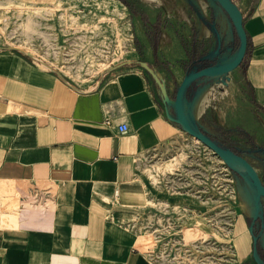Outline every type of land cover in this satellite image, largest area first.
Listing matches in <instances>:
<instances>
[{"label": "crops", "instance_id": "crops-1", "mask_svg": "<svg viewBox=\"0 0 264 264\" xmlns=\"http://www.w3.org/2000/svg\"><path fill=\"white\" fill-rule=\"evenodd\" d=\"M232 1L248 37L232 86L264 117V0ZM8 48L0 46V264H159L165 241L152 253L131 222L147 201L194 208L192 175L149 168L179 135L142 70L122 64L72 85ZM255 141L264 149L258 133Z\"/></svg>", "mask_w": 264, "mask_h": 264}, {"label": "rangeland", "instance_id": "rangeland-1", "mask_svg": "<svg viewBox=\"0 0 264 264\" xmlns=\"http://www.w3.org/2000/svg\"><path fill=\"white\" fill-rule=\"evenodd\" d=\"M137 1L151 20L159 14L161 23L167 24L159 37L148 35L149 27L142 20H132L120 0H53L45 5L0 0V46H21L19 49L34 54L72 85L90 84L122 64L139 68L161 103L155 80L139 64L143 62L162 80L173 99L189 56L197 50L194 45L209 40L212 34L187 0ZM190 1L209 19L206 0ZM235 1L242 4L246 0ZM214 17L226 44L237 38L235 30L229 33L220 13ZM236 49L231 51L227 46L218 61L230 60ZM199 90L202 92L196 100L199 98L201 103L194 116L203 131L244 156L264 177V153L256 151L262 144L255 141L257 133L264 139L262 112L248 110L233 86L224 90L221 83L201 79L194 83L188 97ZM236 128L252 140V145L240 144ZM178 135L175 145L152 156V167H148L174 172V168L186 166L192 175L186 193L194 208L147 201L131 222L143 234L140 240L150 246L152 253L154 242H167L155 254L159 264H253L249 228L250 217L255 216L256 191L252 190L247 199L250 214L240 208V197L219 157L179 128ZM181 191L170 193L181 197L185 194ZM256 217L260 218L252 230L264 250L262 200Z\"/></svg>", "mask_w": 264, "mask_h": 264}, {"label": "water", "instance_id": "water-1", "mask_svg": "<svg viewBox=\"0 0 264 264\" xmlns=\"http://www.w3.org/2000/svg\"><path fill=\"white\" fill-rule=\"evenodd\" d=\"M208 7L213 10L214 15L220 13L227 21L229 33L232 28L236 32L238 47L232 57L228 61L219 62L216 65L204 68L199 71L187 72L180 84L177 86L173 99H170L168 92L160 78L156 76L150 68H147L143 62L139 64L146 69V71L155 80L157 88L161 95V102L165 108L166 117L170 122L175 124L181 131L201 142L204 146L214 152L219 159L224 163L227 168L236 192L240 198L250 199V192L256 190L260 198L264 202V177L258 169L248 161L244 156L240 155L231 148L225 146L218 140L213 139L207 135L194 116L193 106L196 98L201 94L202 90L197 91L194 95L188 97V89L193 83L201 79H212L214 83H221L222 89H229L235 82L237 76L243 70L247 53H248V37L246 30V18L240 9L232 0H206ZM187 4L192 8L198 20L204 25L205 28L212 34L216 40L217 51L221 47L222 36L220 31L216 28L215 23H208L204 14L194 6L190 0ZM232 34V33H231ZM9 50L17 51L20 54L32 59L41 66L51 69L46 63L37 58L34 54L19 49L17 47H9ZM216 54V52H215ZM212 55L205 56L201 60L212 59ZM122 65L115 67L120 68ZM204 113V112H203ZM256 151L264 153V149H257ZM249 217V216H246ZM261 217V216H260ZM260 217H250L252 219L251 227L249 228L252 237V261L254 264H264V260L259 256L256 249V242L258 237L253 234L252 227ZM264 233V225L261 226Z\"/></svg>", "mask_w": 264, "mask_h": 264}, {"label": "flooded vegetation", "instance_id": "flooded-vegetation-1", "mask_svg": "<svg viewBox=\"0 0 264 264\" xmlns=\"http://www.w3.org/2000/svg\"><path fill=\"white\" fill-rule=\"evenodd\" d=\"M208 11H209V19H206L207 22L210 24H212L214 22L216 25V28L220 31L219 25L216 24V22H215L213 10L209 8ZM233 30L234 29L232 28V32H233ZM206 39H208V38H206ZM236 41H237V38L233 39V40H229L228 44H226L224 37H222L221 47L218 51H217L216 40L213 36H212V38H209V40H207V41L205 40V41L199 42L197 45H194L195 49H197V50L200 49L202 51H200L198 53L197 50H194L193 54L191 56H189L187 66L185 67V74L187 72H190V71H199V70H202L204 68H208L210 66L216 65L218 58L220 57L221 54H223V52L226 50L227 46H228V48L231 49V51L235 50L238 47V41H237V43H236ZM215 52H216V54H215ZM210 54L213 56L212 59L201 60V58L208 56ZM193 85H194V83L192 84V86ZM192 86L188 89V93L191 90ZM188 93H187V96H189ZM252 249H253V242H252ZM256 249H257L259 256L264 260V250L259 243V239L256 242ZM251 254H252V251H251Z\"/></svg>", "mask_w": 264, "mask_h": 264}, {"label": "trees", "instance_id": "trees-1", "mask_svg": "<svg viewBox=\"0 0 264 264\" xmlns=\"http://www.w3.org/2000/svg\"><path fill=\"white\" fill-rule=\"evenodd\" d=\"M127 8L130 18L140 19L145 25L149 27L148 35H155L159 37L161 32L167 27L165 22L161 23L159 14L153 19H150V16L146 14L143 4L137 0H120ZM236 132L239 140L241 141L242 146L252 145V140L239 128H236ZM254 264V262H253Z\"/></svg>", "mask_w": 264, "mask_h": 264}, {"label": "bare ground", "instance_id": "bare-ground-1", "mask_svg": "<svg viewBox=\"0 0 264 264\" xmlns=\"http://www.w3.org/2000/svg\"><path fill=\"white\" fill-rule=\"evenodd\" d=\"M21 46H17V48H20ZM199 102H201V100L199 101ZM256 191V190H255ZM262 199L260 198V196H259V194L257 193V191H256V195H255V197H254V208H255V216H257V214H258V211H259V207H260V201H261ZM247 205H248V203H247V199H242V198H240V208L242 209V210H246L248 213H250L251 214V210H250V208L249 207H247Z\"/></svg>", "mask_w": 264, "mask_h": 264}, {"label": "built area", "instance_id": "built-area-1", "mask_svg": "<svg viewBox=\"0 0 264 264\" xmlns=\"http://www.w3.org/2000/svg\"><path fill=\"white\" fill-rule=\"evenodd\" d=\"M117 130L119 133L124 134L127 132V126L125 124H122L117 127Z\"/></svg>", "mask_w": 264, "mask_h": 264}]
</instances>
